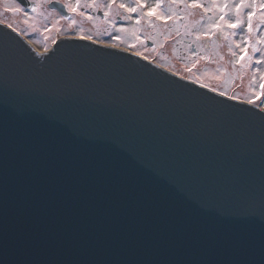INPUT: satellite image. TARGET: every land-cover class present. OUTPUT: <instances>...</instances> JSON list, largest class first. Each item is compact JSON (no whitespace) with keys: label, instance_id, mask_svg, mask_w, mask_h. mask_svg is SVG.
I'll list each match as a JSON object with an SVG mask.
<instances>
[{"label":"water","instance_id":"1","mask_svg":"<svg viewBox=\"0 0 264 264\" xmlns=\"http://www.w3.org/2000/svg\"><path fill=\"white\" fill-rule=\"evenodd\" d=\"M80 38L37 52L0 24V264L243 260L204 235L259 242L264 110ZM40 68L47 77L30 79ZM35 132L56 155L42 157ZM38 173L48 190L36 199Z\"/></svg>","mask_w":264,"mask_h":264},{"label":"rangeland","instance_id":"2","mask_svg":"<svg viewBox=\"0 0 264 264\" xmlns=\"http://www.w3.org/2000/svg\"><path fill=\"white\" fill-rule=\"evenodd\" d=\"M205 1L208 3L207 6L193 7L192 3L189 4L192 12L194 8L195 15L204 13V16H208L205 23H197L199 29L194 32L197 48L202 49L204 46V54H198V58L190 61H178L170 52L158 55L156 48H151L144 38L138 36L141 32L139 21L138 25H135L134 21L125 24L122 23L123 21L119 22L105 33L99 27L105 28L106 22L97 19V32H99L97 34L91 26L85 25L86 20L82 16L81 22L84 26L81 27L80 32L74 30L73 21L66 24L72 26L69 29L52 30L46 20L47 16L43 13L27 11L28 14L25 16L23 12L10 10L17 7L14 0H0V24L6 27L11 24L12 28L9 29L22 40L28 41L38 52L50 49L54 40L64 35L82 36L119 46L135 54L139 53L140 57L179 77L197 82L212 91L215 89L214 92L218 94L224 93L223 96L248 103L249 99L258 95L259 98L250 105L264 110V89L260 88V85L264 84L262 79L264 77V8L260 7L264 5V0H243L241 10H236V6L240 4L234 0ZM195 3L199 4L198 0H195ZM225 4H228L227 9L224 7ZM249 12L254 13L251 18V31L248 30ZM132 14L133 12H129V15ZM117 15L121 13H110L115 21ZM221 16L224 20L220 19ZM237 20L241 21L237 28L232 29L227 26L228 23H235ZM214 25L219 27H213ZM112 33L114 35L110 38L107 34L112 35ZM241 48H246L243 59H241ZM254 49L257 51H253ZM256 60H260L261 63L257 64ZM247 74H250V77H247L246 90L243 91V79Z\"/></svg>","mask_w":264,"mask_h":264},{"label":"flooded vegetation","instance_id":"3","mask_svg":"<svg viewBox=\"0 0 264 264\" xmlns=\"http://www.w3.org/2000/svg\"><path fill=\"white\" fill-rule=\"evenodd\" d=\"M230 1V0H228ZM18 6V0H14ZM56 6L53 7L52 3L48 0H27L26 6L19 2V6L25 8L26 11L32 12L31 7H35V13L47 16L46 20L48 25L51 26L52 30H64L65 28L69 29L70 26H66L68 22H74V30L80 32L81 27L84 24L81 22L82 16L86 20L85 25L91 26L95 33L97 32V19L106 22V27L100 30L107 32L112 27L117 26L119 22H135V25H138L141 30L138 35L140 38H144L147 45L151 48H156L157 53L163 54L166 52L172 53V56L178 61H187L198 58L199 55L204 54V46L202 49L197 48V44L194 41V32L199 29L197 23H205L208 17L203 14L200 15L194 14L189 7V4L194 2V0H141V3L144 5L143 8H138L136 12H133L132 15H129L127 11L130 7L136 6V0H116L111 7H108L110 0H96L95 7H87L86 5L91 3V0H80V6L77 8V11H69L66 5L76 4V0H55ZM199 5L207 6L208 3L205 0H198ZM238 4H242L239 0H234ZM123 3L125 8H120L119 4ZM229 3V2H228ZM157 4L160 6L156 8V12L148 16L147 12L150 8H154ZM187 5V6H186ZM224 7L227 9L228 4H225ZM224 8V9H225ZM236 7V10H241ZM199 10V9H198ZM27 12V13H28ZM107 12L108 15L105 16L104 13ZM121 13L117 15V21L110 16V13ZM34 13V12H32ZM84 13V15H81ZM24 14V12H23ZM168 17V19L158 18L160 15ZM212 14V12H208ZM135 15H139L138 17ZM88 17H92L89 19ZM111 19V21H110ZM196 23H195V22ZM94 26V27H93ZM77 32V31H76ZM102 32V33H103ZM110 38L112 35L107 34ZM145 35V37H144ZM65 36V35H64ZM67 39H76V38H67ZM89 43L105 46L104 44L99 43L98 41H89L86 38H80ZM212 46L209 47L211 49ZM199 54V55H198Z\"/></svg>","mask_w":264,"mask_h":264},{"label":"snow or ice","instance_id":"4","mask_svg":"<svg viewBox=\"0 0 264 264\" xmlns=\"http://www.w3.org/2000/svg\"><path fill=\"white\" fill-rule=\"evenodd\" d=\"M48 2L52 3L53 7L56 6L55 0H48ZM115 2H116V0H110L108 7H111V5L114 4ZM242 3H243V0H242ZM66 6L68 7L69 11L75 12V11H77V8L80 6V0H76L75 5L68 4ZM86 6L87 7H95L96 6V0H91V3L87 4ZM143 6L144 5L141 3V0H136V6L128 8L127 11L128 12H136L138 8H143ZM159 6L160 5L157 4L154 8H150L147 12V15L148 16L153 15L156 12V8H158ZM192 6L193 7H199L200 5L195 3V0H194ZM245 6H247V5H245ZM119 7L125 8V5L123 3H121V4H119ZM236 7L240 8L241 5H237ZM260 7L264 8V5H261ZM10 10L16 11V12H24L25 16H27V14H28L27 11L25 10V8L19 6V0H18V6L15 9H10ZM31 11L35 12L36 8L31 7ZM81 15H84V13H81ZM104 15L107 16L108 13L105 12ZM253 15H254L253 12L248 13V18H249L248 30L249 31H251V29H252L251 18ZM88 18L91 19L92 17H88ZM158 18L165 19V20L168 19V17H165L162 14ZM220 19L224 20V17L221 16ZM240 23H241V21L237 20L235 23H228L227 26L229 28L235 29L240 25ZM7 27L12 28V25L8 24ZM213 27H219V25H214ZM234 34L235 33H233V35ZM206 35H207V33H206ZM253 51H257V49H254ZM245 52H246V48H241V59H243V54ZM137 55H139V53H137ZM256 63L259 64V63H261V61L256 60ZM29 77L33 81L43 80L47 77L46 70L43 68L29 70ZM262 79H264V77H262ZM260 88L264 89V84H261ZM213 91H215V89H213ZM221 95H224V93H221ZM258 98H259V96L256 95L254 98L249 99L248 103L249 104L255 103V100ZM33 137H34V142L37 143L38 145H40L44 149V154L42 157L47 158L50 155L54 156L59 151V149L55 145L54 140L49 135H47L46 133L35 132L33 134ZM5 166H4V168H5ZM3 170L0 171V183L3 182V176H4ZM33 178H34L35 184H34V191L32 194H33L34 198L39 199L43 196L44 192L48 190V184H47L48 177L46 175H44L43 173H38V174H35ZM56 193H57V195H60V196L67 195L70 199L77 198L76 193L66 192L59 185L56 188ZM147 198H148L147 195H145V199H147ZM257 214L259 216V222H260V226H261V232H260L258 244H250V243H248L247 239L244 237L237 236V237H231V238L226 239L225 237L218 236L215 234H210V233L205 234L204 239L209 243L228 242V243L233 244L235 247L242 249L244 259L241 261H238L237 264H264V200H262L259 203L258 209L254 207L252 212H251V215L253 217H255ZM257 255L259 257L258 259H257Z\"/></svg>","mask_w":264,"mask_h":264},{"label":"bare ground","instance_id":"5","mask_svg":"<svg viewBox=\"0 0 264 264\" xmlns=\"http://www.w3.org/2000/svg\"><path fill=\"white\" fill-rule=\"evenodd\" d=\"M20 2V1H19ZM28 46H30L32 49H34L35 51H37L35 48H33V46H31V44L28 42V41H26V40H23ZM38 52V51H37ZM247 77H250V74H247L246 75V78H244L243 79V85H242V89H243V91H245L246 90V82H247ZM192 82H194V81H192ZM194 83H197V82H194ZM198 84V83H197ZM201 85V84H200ZM202 86H204V85H202ZM205 87V86H204Z\"/></svg>","mask_w":264,"mask_h":264}]
</instances>
